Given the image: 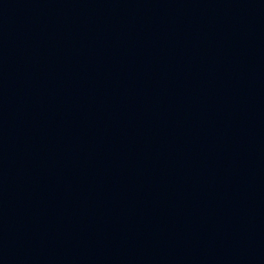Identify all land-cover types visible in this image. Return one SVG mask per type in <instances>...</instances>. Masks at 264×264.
Returning <instances> with one entry per match:
<instances>
[{"label": "water", "instance_id": "obj_1", "mask_svg": "<svg viewBox=\"0 0 264 264\" xmlns=\"http://www.w3.org/2000/svg\"><path fill=\"white\" fill-rule=\"evenodd\" d=\"M0 264H264V0H0Z\"/></svg>", "mask_w": 264, "mask_h": 264}]
</instances>
